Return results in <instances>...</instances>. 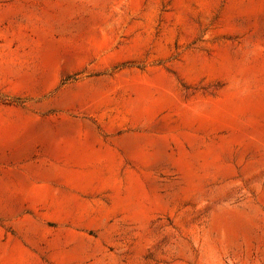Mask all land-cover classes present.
I'll return each mask as SVG.
<instances>
[{
	"label": "rangeland",
	"instance_id": "obj_1",
	"mask_svg": "<svg viewBox=\"0 0 264 264\" xmlns=\"http://www.w3.org/2000/svg\"><path fill=\"white\" fill-rule=\"evenodd\" d=\"M0 264H264V0H0Z\"/></svg>",
	"mask_w": 264,
	"mask_h": 264
}]
</instances>
